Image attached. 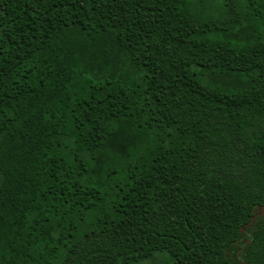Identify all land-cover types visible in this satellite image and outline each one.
I'll return each mask as SVG.
<instances>
[{
    "label": "trees",
    "instance_id": "1",
    "mask_svg": "<svg viewBox=\"0 0 264 264\" xmlns=\"http://www.w3.org/2000/svg\"><path fill=\"white\" fill-rule=\"evenodd\" d=\"M0 264H264V0H0Z\"/></svg>",
    "mask_w": 264,
    "mask_h": 264
}]
</instances>
